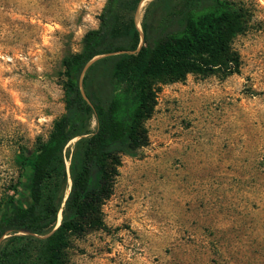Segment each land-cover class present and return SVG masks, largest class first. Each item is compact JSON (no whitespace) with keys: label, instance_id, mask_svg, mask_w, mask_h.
<instances>
[{"label":"rangeland","instance_id":"obj_1","mask_svg":"<svg viewBox=\"0 0 264 264\" xmlns=\"http://www.w3.org/2000/svg\"><path fill=\"white\" fill-rule=\"evenodd\" d=\"M105 1L0 0V200L19 149L62 115V59ZM227 1L250 16L238 73L159 86L148 145L122 157L105 227L72 238L67 264H264V0Z\"/></svg>","mask_w":264,"mask_h":264},{"label":"trees","instance_id":"obj_2","mask_svg":"<svg viewBox=\"0 0 264 264\" xmlns=\"http://www.w3.org/2000/svg\"><path fill=\"white\" fill-rule=\"evenodd\" d=\"M143 1L106 0L97 28L63 57L64 111L46 139L19 149L18 181L0 200V264H67L72 238L105 227L101 207L113 194L122 157L148 145L144 123L159 86L238 73L232 42L250 20L243 7L151 0L139 29Z\"/></svg>","mask_w":264,"mask_h":264},{"label":"water","instance_id":"obj_3","mask_svg":"<svg viewBox=\"0 0 264 264\" xmlns=\"http://www.w3.org/2000/svg\"><path fill=\"white\" fill-rule=\"evenodd\" d=\"M138 13V12H137ZM136 17H137V15H136ZM138 28L140 29V25H138ZM97 58H95V59H93L91 62H89L87 65H86V67L84 68V70L87 68V66L89 65V64H91L94 60H96ZM70 181V180H69ZM65 199H66V197H65ZM64 199V200H65ZM60 218H61V215H60ZM60 225V219L58 220V222H57V225H56V227L54 228V230L58 227Z\"/></svg>","mask_w":264,"mask_h":264},{"label":"bare ground","instance_id":"obj_4","mask_svg":"<svg viewBox=\"0 0 264 264\" xmlns=\"http://www.w3.org/2000/svg\"><path fill=\"white\" fill-rule=\"evenodd\" d=\"M138 21H139V19H138V15H137V17H136V23H137V25L139 24ZM59 219H60V213H59ZM59 219H58V220H59Z\"/></svg>","mask_w":264,"mask_h":264}]
</instances>
